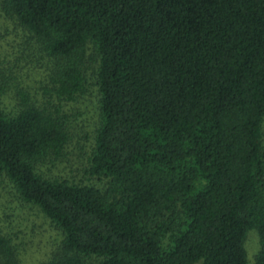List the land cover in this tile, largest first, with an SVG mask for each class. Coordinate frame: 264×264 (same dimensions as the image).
<instances>
[{
    "label": "trees",
    "instance_id": "1",
    "mask_svg": "<svg viewBox=\"0 0 264 264\" xmlns=\"http://www.w3.org/2000/svg\"><path fill=\"white\" fill-rule=\"evenodd\" d=\"M56 60L73 101L96 65L89 174L41 175L71 140L63 118L21 95L0 109V176L64 235L45 264H264V0H0ZM0 263L20 264L0 232Z\"/></svg>",
    "mask_w": 264,
    "mask_h": 264
},
{
    "label": "rangeland",
    "instance_id": "2",
    "mask_svg": "<svg viewBox=\"0 0 264 264\" xmlns=\"http://www.w3.org/2000/svg\"><path fill=\"white\" fill-rule=\"evenodd\" d=\"M55 63L40 41L0 4V109L11 115L18 113L24 94L32 104L63 118L71 134L64 155L57 161L40 164L37 171L48 178L105 190L106 181L89 174L99 123L96 65L88 64L87 92L73 101H61L55 96L51 79ZM0 232L12 240L20 264H45L61 253L63 233L37 207L26 204L3 176H0ZM246 250L248 264H256L261 250L256 231L248 233ZM97 260L87 258L86 262Z\"/></svg>",
    "mask_w": 264,
    "mask_h": 264
}]
</instances>
